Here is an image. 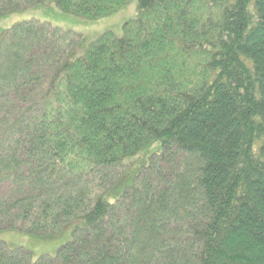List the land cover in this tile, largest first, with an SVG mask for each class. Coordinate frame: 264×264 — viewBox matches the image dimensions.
I'll list each match as a JSON object with an SVG mask.
<instances>
[{
	"label": "trees",
	"instance_id": "trees-1",
	"mask_svg": "<svg viewBox=\"0 0 264 264\" xmlns=\"http://www.w3.org/2000/svg\"><path fill=\"white\" fill-rule=\"evenodd\" d=\"M132 0L53 4L87 20ZM122 36L46 21L0 30V231L56 236L0 264H264V0H135ZM162 151L114 203L124 159Z\"/></svg>",
	"mask_w": 264,
	"mask_h": 264
},
{
	"label": "rangeland",
	"instance_id": "rangeland-1",
	"mask_svg": "<svg viewBox=\"0 0 264 264\" xmlns=\"http://www.w3.org/2000/svg\"><path fill=\"white\" fill-rule=\"evenodd\" d=\"M137 17L136 1L132 0L116 13L98 20H87L70 14H65L53 4L36 6L0 16V30H5L11 25L21 21L40 20L64 30L76 33L80 42L75 48L76 55H83L87 45L94 41L99 35L111 31L116 37L122 36V24ZM162 151L161 143L155 140L141 149L137 154L127 157L123 163L126 167L124 177L102 198L108 203H114L125 186L129 185L136 174L147 163L152 154ZM72 225L63 229L56 236H38L26 234L19 231H0V240L5 242L9 248L22 247L27 249L32 259L36 260L42 254L54 255L56 250L70 240Z\"/></svg>",
	"mask_w": 264,
	"mask_h": 264
}]
</instances>
